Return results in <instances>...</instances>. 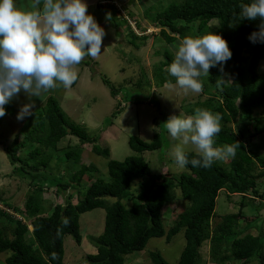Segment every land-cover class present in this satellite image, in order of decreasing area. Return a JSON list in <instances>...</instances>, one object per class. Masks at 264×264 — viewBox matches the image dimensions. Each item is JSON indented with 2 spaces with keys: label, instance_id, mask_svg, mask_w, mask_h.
Instances as JSON below:
<instances>
[{
  "label": "trees",
  "instance_id": "obj_1",
  "mask_svg": "<svg viewBox=\"0 0 264 264\" xmlns=\"http://www.w3.org/2000/svg\"><path fill=\"white\" fill-rule=\"evenodd\" d=\"M251 2L252 0H174L165 9L149 17L147 14L150 6L139 15L141 20L158 29L157 36L165 44L181 42L185 37H203L210 33L220 35L227 41L232 52L231 59L226 62L230 82L217 87L220 65L211 68L209 76L201 75L198 78L203 85L202 99L197 98L186 112L194 115L195 109L200 108L213 114L219 113L222 117L221 132L214 137V144L221 147L239 142L240 147L235 157L225 166L213 163L207 169L192 167L189 163L183 167V172L169 178L158 172L151 174L141 156L129 155L121 161L110 159L108 148L99 145L97 136L89 135L84 126L67 120L54 96H48L26 122L21 131H25L23 137L14 140L12 146L4 147V154L13 166L12 173L27 178L29 186L33 188L25 197L22 211L10 207L28 220L31 227L29 239L25 236L28 232L26 225L0 211V218L13 224L11 239L4 237L0 227V253H8L0 264H62L63 238L69 236L78 246L81 242L79 216L94 209H102L104 212L102 231L89 238L95 251L86 254L82 264H123L130 254L143 251L150 239L164 238L168 243L177 233L182 235L184 244L175 264H198L201 258L200 248L206 241L209 244L208 257L214 264H247L252 261L264 264V231H261V227H258L256 236L245 234L242 237H239L240 230L236 228L237 222L244 218L243 208L249 207L255 211V199L264 203V155L254 154L250 148L251 139L264 133V116L262 119L253 116V110L264 104V73L258 71V65L264 58V43L254 44L248 39L251 33L258 31L261 22L259 19H239V5ZM95 6L104 17L107 13L111 14V19L106 20L111 27L122 24L126 30V44L137 47L134 42L142 38L136 36L128 25L130 17L135 27L140 29L136 17H132L128 11L125 15H120L112 5ZM211 21L216 23L209 27L208 23ZM161 53L163 59L153 68L151 77L155 79L156 86L168 81L176 82L166 71L174 57L165 50ZM86 58L90 59L89 56ZM88 64L89 61L79 63L84 66ZM100 77L101 83L108 88L110 97L120 96L122 101L127 102L124 104L142 103L151 93L149 78L144 71H139V76L134 81L127 79L118 86H114L107 78ZM152 95L154 96L153 93ZM151 100L149 102L154 101L153 98ZM121 110L123 106L117 108L104 123H110L111 118ZM164 120L165 116L156 120L157 132L152 134L148 142L134 135L128 136L126 145L129 151L142 154L159 150L166 139V127L159 124ZM66 136L76 138L79 144H88L91 154L105 160V177L86 180L87 183L82 185L81 178L97 171L90 163L80 165L70 177L45 173L51 151L54 152L57 143ZM26 147L28 151L24 153L26 150L22 149H27ZM20 149L23 156L16 154ZM184 152L189 160L200 157L194 151ZM79 154L80 150L75 147L62 152L65 163H69L65 165V170L73 167ZM136 180L137 192L132 193L130 186ZM42 187L54 189L56 194L64 195L63 203L53 205L48 215H44L42 207L36 202ZM70 189L73 193L65 192ZM222 190L226 192V196H239L238 210L235 214L222 216L215 227L209 229L215 199ZM177 196L187 206L165 231L160 210ZM72 197L74 203L69 202ZM260 216L257 214L252 217L253 224L257 219L261 220ZM65 219L67 224L64 223ZM248 220L250 218L245 220L242 232L249 229ZM147 256L151 264H168L158 252H149Z\"/></svg>",
  "mask_w": 264,
  "mask_h": 264
},
{
  "label": "rangeland",
  "instance_id": "obj_2",
  "mask_svg": "<svg viewBox=\"0 0 264 264\" xmlns=\"http://www.w3.org/2000/svg\"><path fill=\"white\" fill-rule=\"evenodd\" d=\"M22 1V2H20ZM100 0H83L87 4V14L92 15L96 22L102 27L106 33L102 40L101 53L93 58L91 56L87 60L86 56L81 61L82 64L89 61L87 66L76 65L74 70L77 73V80L70 88H63L62 86L55 91L50 90L41 98L33 97L32 100L23 93L14 98L11 103L5 106L6 115L0 117V211L8 213L7 215L14 220L19 221L21 224L27 226L28 220L22 215L14 211L10 207L22 211L23 202L27 194H30L33 187L29 186V180L22 178L12 173L13 166L9 164L5 154L4 147L12 146L13 141L20 140L24 132L23 127L30 117L25 118L23 121L16 119L19 109L22 105L35 102V108L41 106L48 96H54L58 102V106L66 115L67 120L84 126L87 133L94 137L97 136V141L102 147H107L109 150V158L112 160L121 161L125 156L134 155L141 156L147 164L150 173H160L166 178L170 176H177L185 169L179 167L171 153L175 147L179 146L184 151H194L195 147L191 144L184 145L179 140H173L167 132L165 133V142L162 147L157 151L144 152L142 154H134L129 151L126 145V139L130 135L137 136L143 141L148 142L154 132H157V121L161 116H165L163 124L168 120L171 115H182V117L190 116L186 112L191 108L192 104L197 98L203 97V90L200 93H193L191 91L185 92L184 90L176 87L168 89L165 84L157 85L152 79L153 68L159 61H162V51H168L175 56L178 50V43L165 44L163 40L157 36L158 29L148 25L144 20L140 19V12L147 9L149 6V13L147 16L155 14L157 11L165 9V7L174 0H108V5L113 4L119 8L120 15H125L126 11L132 17L137 18L140 29L135 27L132 19L129 17L128 25L133 30L136 36L142 39L136 40L133 47L127 45L125 42L126 30L122 24L116 27H111L105 17L100 11L96 9L95 4ZM106 1V0H105ZM14 2L23 8L26 7L30 0H14ZM106 3V2H105ZM128 17V16H127ZM215 21L208 23L209 27L215 25ZM152 35V36H150ZM154 35V36H153ZM176 46V47H173ZM168 49V50H167ZM95 63V64H94ZM224 73L227 74V79H230L226 63L223 65ZM139 71H144L149 78L150 91L148 99L137 105L124 104L127 102L122 101L120 96L111 98L109 90L101 83V77L107 78L114 86L121 85L125 80L129 79L134 81L139 76ZM259 73H264V58L258 65ZM223 74L220 72V76ZM176 83V82H175ZM175 83H173L175 85ZM123 92V90H122ZM154 94V96L152 95ZM122 96V95H121ZM154 99L153 102L149 100ZM152 101V100H151ZM157 104V106L155 105ZM123 106V110L111 118L110 123L105 124L104 121L117 109ZM253 116H264V104L253 110ZM157 120V121H156ZM230 127L235 128L230 123ZM250 129V126H249ZM75 147L80 150L79 157L73 167L64 169L66 164L62 152L67 148ZM213 147H219L213 145ZM27 148V147H26ZM251 152L260 156L264 155V133L255 135L250 141ZM90 146L88 144H79L76 138L66 136L61 139L55 146L54 152L51 151L50 160L45 167V173L52 176L64 175L70 177L80 165L92 164L97 170L95 173L88 174L81 178L82 185H85L86 180L96 179L97 177L103 178L106 176L105 160L94 156L90 153ZM24 153L27 149H22ZM18 156H23V152L18 150ZM231 158L224 160H216L219 166H225ZM137 180L134 181L130 190L132 193L137 192ZM261 191V187H259ZM66 193H73V190H67ZM176 195L178 192H175ZM225 191H220L215 199L213 216L209 221V229L215 227L224 215L235 214L238 210L239 196L236 194L226 196ZM64 195L56 194L54 189H47L42 187V190L37 197V203L42 207L44 215H48L55 204L63 203ZM112 202L111 199H108ZM74 203V197L70 199ZM257 199L253 200L255 211L249 207L243 208L242 213L244 218L239 220L236 228L240 230L239 237L242 235L250 234L256 236L258 227L264 231V203ZM128 205L129 202H126ZM187 203L180 199L179 196L169 204L163 206L160 210V217L164 225L165 231L173 224L176 216L181 213ZM260 214L262 217L259 221L253 224L255 215ZM102 209H94L79 216V231L81 234V242L76 246L69 236L63 238V258L62 264H82V260L86 254L94 253V248L89 241V238L97 236L102 231L103 226ZM248 220L249 229L241 231L245 228V220ZM0 227L3 230L4 237L11 239V230L13 224L4 218H0ZM29 229V228H28ZM26 238H30V232L26 233ZM184 241L182 235L177 233L174 235L170 242H166L164 238L150 239L143 251L140 253L130 254L123 264H151L148 259L149 252H158L168 264H175L179 253L183 247ZM208 242H204L200 248L201 258L198 264H214L208 257ZM264 252V247H263ZM7 252L0 253V263L3 262ZM133 255V256H132ZM127 262V263H126ZM228 264H238L229 262ZM247 264H258L252 261Z\"/></svg>",
  "mask_w": 264,
  "mask_h": 264
},
{
  "label": "clouds",
  "instance_id": "obj_3",
  "mask_svg": "<svg viewBox=\"0 0 264 264\" xmlns=\"http://www.w3.org/2000/svg\"><path fill=\"white\" fill-rule=\"evenodd\" d=\"M107 2L100 0L96 4L108 5ZM87 7L83 0H30L23 8L14 0H0V117L6 115L5 106L22 91L32 100L61 86L70 88L77 80L74 67L85 56L95 58L101 53L106 33L87 14ZM239 8L240 20L261 21L258 31L248 39L254 44L264 43V0L241 3ZM105 19L110 20L111 14L107 13ZM231 57L227 41L220 35L185 37L166 69L176 83L168 81L165 87L198 94L203 90L198 78L209 76V70L217 65L223 75L217 78L216 86L221 87L230 82L223 65ZM33 108L34 101L22 105L16 119L31 117ZM221 119L219 113L200 108L186 118L182 115L168 118L164 125L170 137L193 145L200 154L199 158L189 160L181 147H175L171 155L179 167L190 163L192 167L207 169L216 160L235 157L239 142L213 147L214 137L221 132ZM67 222L65 219L64 223ZM26 227L30 232L28 222Z\"/></svg>",
  "mask_w": 264,
  "mask_h": 264
},
{
  "label": "crops",
  "instance_id": "obj_4",
  "mask_svg": "<svg viewBox=\"0 0 264 264\" xmlns=\"http://www.w3.org/2000/svg\"><path fill=\"white\" fill-rule=\"evenodd\" d=\"M20 2H22V1H20Z\"/></svg>",
  "mask_w": 264,
  "mask_h": 264
}]
</instances>
